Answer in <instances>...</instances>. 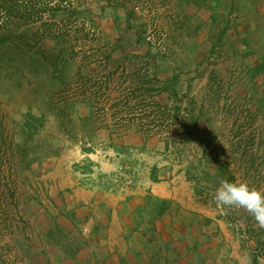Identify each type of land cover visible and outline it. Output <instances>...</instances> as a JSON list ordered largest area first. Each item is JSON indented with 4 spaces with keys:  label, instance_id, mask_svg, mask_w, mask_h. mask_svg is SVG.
I'll list each match as a JSON object with an SVG mask.
<instances>
[{
    "label": "rangeland",
    "instance_id": "374dc122",
    "mask_svg": "<svg viewBox=\"0 0 264 264\" xmlns=\"http://www.w3.org/2000/svg\"><path fill=\"white\" fill-rule=\"evenodd\" d=\"M60 1L37 0L33 11H43L37 13L42 17L37 21L30 20L27 15L26 11L31 7L27 0L7 2V9H11L9 13L0 10L5 12L0 13V22L3 21L0 33L11 34L10 40L0 43V116L15 145L21 149L20 159L9 178L15 193L13 200L9 207L0 208V264L53 263L49 251L55 235L49 229L48 221L50 218L52 221L56 212L50 183L42 176L44 163L58 159L65 162L64 166L74 165L85 149L94 151L97 156L107 151L92 136L96 129L107 126L109 116L104 122L96 113L95 104L75 97L71 90L57 93L62 89L63 81L75 79L79 69L85 74L103 66L98 60L82 66L80 58L67 59L70 41L75 38L81 43L84 34L89 32L87 44L83 45H92V48L100 45L101 49L104 45H112L113 57L118 59L112 62L115 65L120 62L129 71L139 67L142 60L127 57L126 53H145L147 48L158 44L164 33L160 22L165 18L155 11H146L150 0H127L128 5L140 10L132 11L139 17L130 21L126 16L120 18L118 24L114 20L116 11H102L105 3L111 0ZM57 5L60 8L55 10ZM13 14L22 15L19 18ZM41 22H45V27ZM134 25L138 28L132 29ZM39 27L59 30L63 35L43 37L31 46L37 40L32 33ZM21 33H24L23 38H19ZM39 48L53 53L61 50L57 69L44 61ZM148 53L152 66L153 57ZM99 55L102 54L96 53L92 57ZM210 60L213 65L220 59L213 54ZM251 68L238 64L234 70H229L230 78L209 75L206 85L198 77L196 87L205 88L206 95L193 96L188 107L182 108L183 111L189 109L182 115L189 122L192 133L186 140L182 128L173 129V136L166 139L170 143L172 139L179 141L168 148L166 159L169 164L184 170L200 189L208 193L215 192L222 181H227V172L235 176L233 183H246L250 189L264 193V64H258L250 71ZM160 94L155 95L158 101L174 107V100H163ZM198 123L205 126L198 128ZM238 125L248 127L241 142L233 138L231 132ZM132 129L138 130L136 123L129 131ZM249 134L253 138L252 146L246 149L244 144ZM145 136L161 139L158 135ZM236 146H240L238 150ZM221 165L227 168L223 169ZM119 171L123 173L121 169ZM221 208L230 231L244 243L248 242L250 253L246 259L249 264H263L264 258L256 249L264 245V227L242 207ZM64 237L66 235H62L61 240Z\"/></svg>",
    "mask_w": 264,
    "mask_h": 264
},
{
    "label": "crops",
    "instance_id": "0c3cea01",
    "mask_svg": "<svg viewBox=\"0 0 264 264\" xmlns=\"http://www.w3.org/2000/svg\"><path fill=\"white\" fill-rule=\"evenodd\" d=\"M150 3L146 11L165 20L160 41L147 50L164 89L160 96L174 100L176 112H188L182 108L193 96L206 95L196 87L198 77L206 85L209 75L230 78L238 64L250 71L264 64V0ZM102 11H116L118 24L126 16L138 19L132 11L140 10L111 0ZM213 54L220 60L211 65ZM92 138L107 148L103 155L85 149L74 165L44 163L56 212L48 221L52 264H249L248 242L230 231L215 192L172 167L162 139L137 129L118 134L109 125Z\"/></svg>",
    "mask_w": 264,
    "mask_h": 264
},
{
    "label": "trees",
    "instance_id": "16d2710c",
    "mask_svg": "<svg viewBox=\"0 0 264 264\" xmlns=\"http://www.w3.org/2000/svg\"><path fill=\"white\" fill-rule=\"evenodd\" d=\"M13 0H0V10H8L7 2ZM17 1V0H16ZM31 7L26 11L30 20H40L42 17L37 13L43 11H33L34 4L37 0H27ZM65 0H61L60 3ZM57 5L55 10L59 9ZM4 11H0L4 12ZM73 12V11H71ZM5 13V12H4ZM14 15V14H13ZM22 15V14H21ZM21 15H14L19 17ZM12 16V15H11ZM23 17V16H22ZM20 18V17H19ZM3 21L0 22V28ZM45 27V22H41ZM52 23L51 25H53ZM65 34V33H64ZM89 32H86L82 42L74 38V41H70L67 50V59H79L82 60V66L89 65L91 62L99 61L103 63L101 68L93 72L81 73L80 69L76 73V77L72 82L63 81V87L57 93L73 92L75 97L81 98L89 103L96 105V113L100 116L104 122L109 116L110 121L106 125H111L118 134H124L129 131L132 124L136 123L138 130L145 135H158L164 142L166 149L173 143H179L174 141L170 143L167 137L173 136L174 131L178 128H182V134L186 136V140L192 133V129L189 127V122L186 121L185 116L176 112L174 107L167 103L160 102L156 99L155 95L162 92L164 89L160 86V82L157 76L153 73L150 59H152L146 51L145 53H126L125 56H131L136 59L142 60V64L139 67L130 68L127 71L124 65L120 62L116 63L118 59L113 57L112 45L102 46L96 45L85 46L83 44L86 41V37ZM91 34V32H90ZM19 38L24 37V33L20 34ZM33 37L37 36V40L31 44L34 46L37 41L43 37L59 38L63 34L59 30H46L38 28V31L32 33ZM66 35V34H65ZM92 35V34H91ZM11 39V34L0 33V43ZM39 54L45 62L50 64L53 69H57L60 63L61 50L57 53L44 51L42 48L38 49ZM102 54L100 57L93 58V54ZM92 57V58H91ZM103 60V61H102ZM113 61V62H112ZM71 93V92H70ZM110 111V114L108 112ZM236 120V119H235ZM235 122V121H234ZM232 129V137L237 138L239 142L242 141V135L246 132V128L243 125H238ZM252 136L246 139L244 146L250 148L252 146ZM240 147V146H239ZM235 147L236 150L239 149ZM20 148L15 145L11 135L8 133L4 126L2 116H0V208L5 209L9 207L14 197V191L12 188V182L9 180L12 170L15 169L17 161L20 159ZM215 164V160H212ZM224 166V167H223ZM221 165L223 169H226V165ZM227 181H235V176L227 172ZM14 204V202H13ZM260 252L262 258H264V245L256 249Z\"/></svg>",
    "mask_w": 264,
    "mask_h": 264
},
{
    "label": "clouds",
    "instance_id": "9594fccd",
    "mask_svg": "<svg viewBox=\"0 0 264 264\" xmlns=\"http://www.w3.org/2000/svg\"><path fill=\"white\" fill-rule=\"evenodd\" d=\"M215 201L224 208L242 207L264 227V193L250 189L246 183L222 181L214 194Z\"/></svg>",
    "mask_w": 264,
    "mask_h": 264
},
{
    "label": "built area",
    "instance_id": "2783aa9c",
    "mask_svg": "<svg viewBox=\"0 0 264 264\" xmlns=\"http://www.w3.org/2000/svg\"><path fill=\"white\" fill-rule=\"evenodd\" d=\"M114 176H116V174H114L113 176H111L112 178H114ZM115 180H116V177H115Z\"/></svg>",
    "mask_w": 264,
    "mask_h": 264
}]
</instances>
